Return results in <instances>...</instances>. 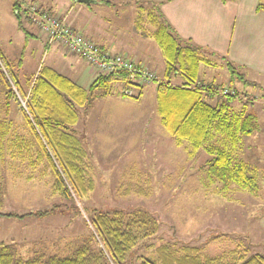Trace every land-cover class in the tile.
Masks as SVG:
<instances>
[{
	"label": "rangeland",
	"instance_id": "1",
	"mask_svg": "<svg viewBox=\"0 0 264 264\" xmlns=\"http://www.w3.org/2000/svg\"><path fill=\"white\" fill-rule=\"evenodd\" d=\"M67 1L79 5L92 26L113 35L120 25L124 33L132 37L129 41H137L138 35L134 32L135 17L139 15L137 0H109V4L99 5ZM28 2L49 4L57 9L63 7L61 0H0V49L14 70L20 62L17 71L21 82L32 78L40 66L59 69L63 60L55 44L47 47L36 24L25 16L22 6ZM15 3L19 8L14 9ZM145 13L140 14V26L152 30V25L142 15ZM18 20L22 27L18 26ZM141 32L143 30L140 31V48L148 46L156 79L143 84L142 94L137 99L118 95L120 86L115 85L110 95L97 97L88 108H79L78 120L73 125L87 151L86 172L93 180V189L85 197L62 199L53 193L50 176L40 174V165L32 168L28 160L8 152L0 159V183L5 188L0 212L21 214L59 204L52 214L44 217L0 215V242L16 243L21 257L26 258L35 250L60 255L69 253L75 241L89 235L91 230L87 223L93 210L131 212L139 209L152 215L159 227L154 235L138 241L130 254V264L140 255H150L161 244L176 250L193 247L202 257L225 253L230 258L264 253V100L258 93H241L244 100L232 110L237 113L239 108L251 109L259 117V133L254 131V137L241 136L243 140L233 149L235 161L242 159L256 170L259 190L255 195L232 185L220 192V183L200 168L208 154L200 149L194 157L188 156L187 142L176 144L160 122L156 87L158 82L166 81L164 57L153 37L142 36ZM224 72L219 66L207 67L201 63L198 77L204 82L214 77L220 87L225 84ZM91 77L92 74L84 78L81 84L89 86ZM170 82L181 81L172 77ZM222 88L219 94L224 90L237 91L227 86ZM136 93L135 89L133 95ZM11 118L18 134L27 138V127L15 103ZM221 140L222 135L214 134L210 142L219 144ZM129 184L139 187L140 193L128 190ZM72 201L77 209L71 207Z\"/></svg>",
	"mask_w": 264,
	"mask_h": 264
},
{
	"label": "trees",
	"instance_id": "2",
	"mask_svg": "<svg viewBox=\"0 0 264 264\" xmlns=\"http://www.w3.org/2000/svg\"><path fill=\"white\" fill-rule=\"evenodd\" d=\"M136 4L139 10L136 25L141 29L140 14L146 12L142 15L152 25L149 34L164 57L166 81L158 82L156 87L161 124L174 137L176 144L187 142L188 156L194 157L200 149L208 154L200 168L220 183V192L235 185L256 195L259 190L256 170L233 157V149L241 136L258 130L256 114L245 110L232 112L230 102L237 92L219 94L223 85L219 87L199 79L200 64L208 62L203 55L205 48L176 34L160 10V1L147 0ZM15 8H19L17 3ZM256 10L264 11V2L260 0ZM16 17L20 18V12L17 11ZM18 26L22 27L19 20ZM226 65L231 76L253 84L244 79L232 64L226 62ZM16 66L14 70L0 49V159L8 152L28 160L32 168L40 165V174H48L51 178L53 193L62 199L72 200L73 196L82 199L93 189V180L86 172L87 151L73 129L79 108H88L97 97L110 95L118 84L120 96H126L121 93V87L134 85L137 93L131 97L137 99L141 95L138 90L143 85L133 84L125 73H112L97 76L88 87H83L47 65L40 66L32 78L21 82L17 71L20 62ZM172 77L181 82L171 83ZM211 100L215 102L211 103ZM13 103L18 106L27 127V138L14 128L11 118ZM214 134L222 135L221 143L210 142ZM127 189L140 193V188L135 185L129 184ZM4 194L5 188L0 183L1 205ZM57 207L59 204L21 214L0 212V215L44 217ZM71 207L77 209L74 201ZM87 224L91 230L89 235L75 241L69 253L63 255L35 250L23 258L18 254L16 243L1 241L0 264H130V254L138 241L151 237L159 227L152 215L140 209L131 212L93 210ZM235 257L227 258L225 253L202 257L193 247L176 250L161 244L150 255L138 256L133 264H264V253Z\"/></svg>",
	"mask_w": 264,
	"mask_h": 264
},
{
	"label": "crops",
	"instance_id": "3",
	"mask_svg": "<svg viewBox=\"0 0 264 264\" xmlns=\"http://www.w3.org/2000/svg\"><path fill=\"white\" fill-rule=\"evenodd\" d=\"M72 1L78 2L76 0ZM107 1L108 2H104V0H91L90 2L78 3H92L98 5L99 3L109 4L110 1ZM137 1L141 2L147 0ZM155 1L161 2L160 10L173 27L176 34L182 38L190 39L195 44L205 48L203 55L208 59V62L203 64L207 65V67L219 66L221 69H225L224 77H222V79L225 78V84L223 86L235 88L237 90L236 92H238L236 97L231 98V110H236L239 103L244 100V98L240 97L241 93L245 95L253 93L257 95L258 93V97L264 100V11L256 10L257 3L260 0ZM61 2L63 7L58 9L49 4L43 6L50 7L57 14L65 16L66 22L72 28L93 40L102 48L111 52L123 54L139 65L145 66L156 72L151 64L148 46L143 45L140 48L139 41L140 31L142 30L144 32H141L142 36L151 37L150 34H147L150 28H148V30H146V28H141V30L140 27L138 28L136 25V21H134V32L137 33L136 35L138 36L135 38L137 41L132 42L129 41L132 37L124 33L120 25L117 26V33L111 35L108 31L97 26H92L91 22L83 16V10L79 5L74 3L71 4V2L67 0H61ZM55 46L63 55L59 56L60 58L62 57L63 60L59 65V69H54L69 77L77 84L87 87L88 85H83L81 83L84 82V78L91 76V74V80L93 81L96 77L94 71L78 56L69 55L59 44H55ZM55 51L56 50H53V52ZM226 62L232 64L238 73L243 74L244 79L252 81L253 84L244 83L243 80L231 76ZM205 83L215 84L216 86L219 84L215 81L214 77L207 79ZM143 86L138 90L139 92L141 91V94L144 88ZM236 98L240 101H237ZM245 101H247L246 98ZM210 102L214 103L215 100H211ZM249 103H252L251 106L253 105L252 101ZM238 110L243 112L240 108ZM250 110L251 109L245 111ZM259 128L256 130V133H259ZM250 136L254 137L253 134L247 137ZM241 140H243V138ZM235 148H238V146Z\"/></svg>",
	"mask_w": 264,
	"mask_h": 264
},
{
	"label": "built area",
	"instance_id": "4",
	"mask_svg": "<svg viewBox=\"0 0 264 264\" xmlns=\"http://www.w3.org/2000/svg\"><path fill=\"white\" fill-rule=\"evenodd\" d=\"M22 9L28 19L36 24L38 32L44 36L46 46L59 44L66 53L77 55L94 71L96 77L125 73L127 79L137 85L156 79L157 76L152 70L123 54L102 48L72 28L66 22L65 16L57 14L50 7L31 2L22 6ZM120 91L126 96H132L135 87H121ZM226 91L224 90V93Z\"/></svg>",
	"mask_w": 264,
	"mask_h": 264
},
{
	"label": "water",
	"instance_id": "5",
	"mask_svg": "<svg viewBox=\"0 0 264 264\" xmlns=\"http://www.w3.org/2000/svg\"><path fill=\"white\" fill-rule=\"evenodd\" d=\"M78 2H90L91 0H76Z\"/></svg>",
	"mask_w": 264,
	"mask_h": 264
}]
</instances>
